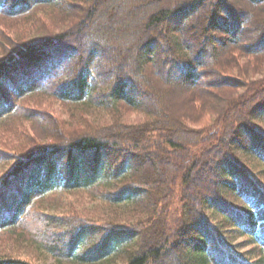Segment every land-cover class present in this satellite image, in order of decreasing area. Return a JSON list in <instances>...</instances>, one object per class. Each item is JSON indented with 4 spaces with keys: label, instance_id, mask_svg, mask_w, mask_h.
I'll return each instance as SVG.
<instances>
[{
    "label": "trees",
    "instance_id": "16d2710c",
    "mask_svg": "<svg viewBox=\"0 0 264 264\" xmlns=\"http://www.w3.org/2000/svg\"><path fill=\"white\" fill-rule=\"evenodd\" d=\"M0 235V264H264V0H0Z\"/></svg>",
    "mask_w": 264,
    "mask_h": 264
},
{
    "label": "rangeland",
    "instance_id": "374dc122",
    "mask_svg": "<svg viewBox=\"0 0 264 264\" xmlns=\"http://www.w3.org/2000/svg\"><path fill=\"white\" fill-rule=\"evenodd\" d=\"M114 2H115V0H114ZM151 10H153V9H151V7H149V8L146 7L145 9L143 8L140 11H137L136 19H133V17H132V21L134 22V24L138 23L141 15H143V17H144ZM126 16H129L128 12H126ZM101 21H104V20H100V22ZM167 94H169V93H167ZM170 97H168V98H170ZM53 108L55 110H58L59 113H63L64 114L63 109L61 108V106L59 104H54ZM63 116H65V114ZM140 117L141 116L139 114H132L131 116H129V118L131 120H135V119L138 120ZM60 197H62V196H60ZM60 197L57 196L56 200H61V202H63V204H66V205H69V203H73L79 208H86L87 210H89L88 211L89 213H93L94 212V214H96V212H100V210H101L100 202L97 199L92 198L85 191H76V192H74L72 194H67L65 197L64 196L62 198H60ZM0 238H2L0 243L8 242V239L4 235H0ZM239 239L243 240V238H239ZM247 248L248 247H244L243 250H246ZM17 250L19 251V253H15L16 255L21 254L19 256H22V257L23 256H26V257L30 256V257L33 258L34 261H36L37 264H56L55 261L51 257H48L45 254L39 253L37 257H34V255L31 253V251L28 250V248L17 249ZM117 264H119V263H117Z\"/></svg>",
    "mask_w": 264,
    "mask_h": 264
}]
</instances>
